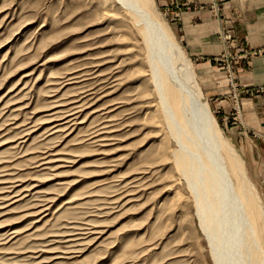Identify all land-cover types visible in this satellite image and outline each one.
<instances>
[{
	"label": "rangeland",
	"instance_id": "rangeland-1",
	"mask_svg": "<svg viewBox=\"0 0 264 264\" xmlns=\"http://www.w3.org/2000/svg\"><path fill=\"white\" fill-rule=\"evenodd\" d=\"M152 8L264 204V0ZM135 22L0 0V264H213Z\"/></svg>",
	"mask_w": 264,
	"mask_h": 264
},
{
	"label": "bare ground",
	"instance_id": "bare-ground-1",
	"mask_svg": "<svg viewBox=\"0 0 264 264\" xmlns=\"http://www.w3.org/2000/svg\"><path fill=\"white\" fill-rule=\"evenodd\" d=\"M105 1L126 6L135 25L142 23L141 41L163 110L160 117L177 147L169 156L195 202L213 264H264V204L210 115L191 62L156 16L152 0Z\"/></svg>",
	"mask_w": 264,
	"mask_h": 264
}]
</instances>
